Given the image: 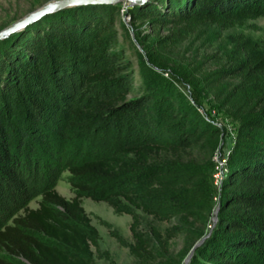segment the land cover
<instances>
[{"label":"trees","instance_id":"obj_1","mask_svg":"<svg viewBox=\"0 0 264 264\" xmlns=\"http://www.w3.org/2000/svg\"><path fill=\"white\" fill-rule=\"evenodd\" d=\"M167 2L173 6L165 14L156 9L137 14L161 24L224 29L233 26L235 10L264 8V0ZM116 14L113 4L87 6L72 24L48 18L0 40V183L39 164L47 177V170L62 163L74 190L65 198L45 181L35 208L23 206L0 224V264H97L99 236L80 205L82 196L129 215V251L140 264H178L162 261L168 239L178 232L190 246L203 238L187 264H264V55L236 34L226 65L202 73L238 118L209 235H192L184 222L164 234L153 225L142 230V214H181L191 223L204 222L211 205L203 173L160 161L159 152L191 149L202 141L216 144L220 130L190 103L174 110L177 92L170 83L162 89L144 81L143 95L125 101L129 75L115 37ZM167 42L168 36L155 40L160 46ZM67 74L81 84L76 93L68 88ZM225 78L236 81L223 83ZM116 116L162 133L165 145L123 141L115 152L100 154L96 136L111 128Z\"/></svg>","mask_w":264,"mask_h":264},{"label":"rangeland","instance_id":"obj_2","mask_svg":"<svg viewBox=\"0 0 264 264\" xmlns=\"http://www.w3.org/2000/svg\"><path fill=\"white\" fill-rule=\"evenodd\" d=\"M58 1L0 0V40L16 37L23 31H28L31 25L42 23L48 18L68 20V23L72 24V19L77 17L79 9L106 4L82 1L57 4ZM113 5L117 9L114 22L115 37L129 75L125 101L130 102L143 95L144 81L149 82L151 87L162 89L170 83L177 92L174 110L190 103L205 120L220 130L216 144L202 141L191 149L174 153L166 150L159 152L160 161L178 162L203 173L204 191L211 205L210 212L204 216V222L191 223L189 218L184 219L181 214H173L167 218L142 214L141 228L144 230L153 225L164 234L168 228L184 222L192 230V235L201 233L206 237L217 219L219 182L226 171L227 156L237 131L238 118L231 108L222 103V98L215 92L216 84L206 83L202 73L226 65V52L236 34L249 38L254 42L256 52L264 55V8H239L233 12V26L221 29L209 23L185 26L161 24L151 21L147 15L137 14L144 9H156L158 13L165 14L169 7L173 6L167 0H141L133 5L120 1ZM125 5L126 11L120 12ZM76 11L77 14L74 15ZM16 24L18 26L7 32ZM165 36L169 37L170 42L164 46L155 43L156 39ZM92 66L93 64L88 62L90 69ZM172 78L174 80L170 81ZM66 80L69 83L68 88L76 93L81 84L73 83L70 74L66 75ZM235 81V78L222 80L223 83ZM76 95L78 96L75 98H78L79 94ZM120 117L116 116L114 125L96 136L94 149L100 154L115 152L123 141L134 144L140 140H148L165 145L166 138L162 133H154L145 123L136 124L131 117ZM73 144L72 142L70 147ZM60 165L47 170V177L43 176L40 164L38 167L26 166L10 181L1 182L0 224L9 223L11 217L20 213L23 206L35 208L40 198L41 184L45 181L50 182L52 188L61 196L72 197L74 190L69 183L70 175L62 167V163ZM80 205L99 236L101 256L94 254L97 264H140L129 251L132 239L128 214L114 212L105 201L91 200L86 196L81 197ZM189 242L184 232L176 233L168 239L165 258L162 261L187 264L191 255L186 262L185 258L192 247Z\"/></svg>","mask_w":264,"mask_h":264},{"label":"water","instance_id":"obj_3","mask_svg":"<svg viewBox=\"0 0 264 264\" xmlns=\"http://www.w3.org/2000/svg\"><path fill=\"white\" fill-rule=\"evenodd\" d=\"M70 1H82V2H94V3H106V4H116L120 1H123V2H127L128 4L130 5H133L135 3H138L140 2L141 0H59L57 4H60L62 2H70ZM18 26L17 24L16 25H13L12 27H10L7 32H9L10 30H12L14 27ZM215 220V219H213ZM203 238H201L199 241L195 242L193 244V246L191 247L187 257L185 258V262L187 261V259L189 258V256L192 254V251L193 249L202 241Z\"/></svg>","mask_w":264,"mask_h":264},{"label":"built area","instance_id":"obj_4","mask_svg":"<svg viewBox=\"0 0 264 264\" xmlns=\"http://www.w3.org/2000/svg\"><path fill=\"white\" fill-rule=\"evenodd\" d=\"M126 3V2H125ZM126 9H127V6L125 5L124 7H122L120 10V12H125L126 11ZM128 17V16H127Z\"/></svg>","mask_w":264,"mask_h":264}]
</instances>
